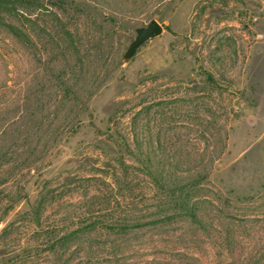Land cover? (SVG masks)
Segmentation results:
<instances>
[{
  "label": "rangeland",
  "instance_id": "rangeland-1",
  "mask_svg": "<svg viewBox=\"0 0 264 264\" xmlns=\"http://www.w3.org/2000/svg\"><path fill=\"white\" fill-rule=\"evenodd\" d=\"M0 264H264V0H0Z\"/></svg>",
  "mask_w": 264,
  "mask_h": 264
},
{
  "label": "water",
  "instance_id": "water-1",
  "mask_svg": "<svg viewBox=\"0 0 264 264\" xmlns=\"http://www.w3.org/2000/svg\"><path fill=\"white\" fill-rule=\"evenodd\" d=\"M162 31V25L155 19H152L145 27L136 28L135 39L128 45L123 57L125 59L131 58L140 45H142L145 41L160 35Z\"/></svg>",
  "mask_w": 264,
  "mask_h": 264
},
{
  "label": "trees",
  "instance_id": "trees-1",
  "mask_svg": "<svg viewBox=\"0 0 264 264\" xmlns=\"http://www.w3.org/2000/svg\"><path fill=\"white\" fill-rule=\"evenodd\" d=\"M180 188V193H179V196L177 198H174L175 201H177L176 203L178 204V208L186 211V212H190V214H192L194 217H195V212H192L194 210H192L190 207H188L189 205V192L186 191L184 189H182V187H179Z\"/></svg>",
  "mask_w": 264,
  "mask_h": 264
}]
</instances>
